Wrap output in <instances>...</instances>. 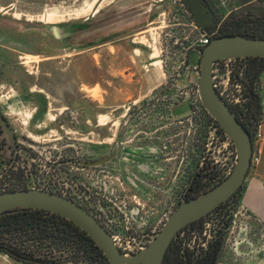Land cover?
Segmentation results:
<instances>
[{
	"label": "rangeland",
	"instance_id": "374dc122",
	"mask_svg": "<svg viewBox=\"0 0 264 264\" xmlns=\"http://www.w3.org/2000/svg\"><path fill=\"white\" fill-rule=\"evenodd\" d=\"M184 37L158 0H0V106L43 156L56 150L82 157L89 146L101 156L119 138L128 110L156 102L158 91L170 86L166 60L174 70L183 55L187 64L199 63L200 54ZM188 113L184 103L174 109L178 117ZM240 192L236 221L250 230L254 252L233 255L228 264H264V221L248 216ZM49 260L73 264L67 254L53 253ZM0 264L23 263L0 253Z\"/></svg>",
	"mask_w": 264,
	"mask_h": 264
},
{
	"label": "built area",
	"instance_id": "2783aa9c",
	"mask_svg": "<svg viewBox=\"0 0 264 264\" xmlns=\"http://www.w3.org/2000/svg\"><path fill=\"white\" fill-rule=\"evenodd\" d=\"M158 2L166 6L168 14L181 27L185 36L183 41L198 54L217 35L226 18L224 13L218 11L215 14L214 28L205 31L192 18L183 0ZM189 33H193L191 38ZM182 44L183 42H173L172 45ZM243 59L219 60L214 63L212 70V83L216 93L235 112L245 110L247 104L240 81ZM179 63L174 70L169 67V61L164 62V77L166 84L170 80V86L158 92L161 98L150 108H145L148 111L153 110V115L157 113L158 118L165 116L162 121H166V124L163 128L170 131L169 140L176 148L173 156L159 161L158 168L153 169L151 175H145L149 180L153 179V185H158L154 181L158 182V186H162L163 190L157 191L151 187L139 190L136 187L138 180L134 177L122 178L119 175L104 173L99 168L62 165L60 159L55 156H43L37 149L24 148L15 156L13 168L11 163L0 158V193L25 188L59 194L94 216L124 256H132L142 251L159 232L196 173L207 167L212 173L213 186H216L231 174L237 161L232 139L222 131L200 102L197 87L199 64H187L185 55L180 58ZM193 75L195 82L190 78ZM176 77L182 78L181 84L177 83L179 86L176 84ZM183 103L187 104L189 113L186 116H175L173 110ZM259 124L252 136V143L260 138ZM161 125L154 123L153 127L160 129ZM40 154L42 158L38 156ZM153 162L155 164V161ZM258 163L259 152L253 148L251 167ZM8 168L14 172V182L10 189L7 186ZM236 212L233 211L230 226L226 231L218 264H228L233 255L244 257L254 252L250 230L242 231L236 221ZM252 219L261 223L257 218ZM209 230L210 226L205 225L202 235L205 240L198 242L202 248L206 246V234ZM194 243L195 240L192 244Z\"/></svg>",
	"mask_w": 264,
	"mask_h": 264
},
{
	"label": "water",
	"instance_id": "95a60500",
	"mask_svg": "<svg viewBox=\"0 0 264 264\" xmlns=\"http://www.w3.org/2000/svg\"><path fill=\"white\" fill-rule=\"evenodd\" d=\"M192 18L203 30L214 26V17L204 0H183ZM264 57V38L242 35L214 38L200 52L197 82L200 102L222 131L232 139L237 161L231 174L209 191L182 201L153 240L139 253L124 256L113 244L110 234L87 210L59 194L30 189L0 193V214L15 209L44 210L62 216L84 231L101 249L109 264H163L166 251L177 233L226 202L239 191L251 167L252 136L216 93L212 83L215 62L231 58ZM0 125L13 137L5 118ZM115 155L97 162L110 160ZM250 217L256 218L247 212Z\"/></svg>",
	"mask_w": 264,
	"mask_h": 264
},
{
	"label": "trees",
	"instance_id": "16d2710c",
	"mask_svg": "<svg viewBox=\"0 0 264 264\" xmlns=\"http://www.w3.org/2000/svg\"><path fill=\"white\" fill-rule=\"evenodd\" d=\"M228 25L224 24L216 37L242 35L264 38L263 32L230 31L227 29ZM243 61L240 81L246 99L250 97L249 90L252 88V95L259 100L257 90L259 78L264 72V57H247ZM230 110L253 136L261 120L260 115L255 116L253 106L247 102L243 111ZM16 190L25 188L13 191ZM240 191L241 189L203 218L180 230L169 245L163 264H211L219 251L223 231L230 222L231 213L239 203ZM208 219L215 221H212L216 225L214 237L218 239L208 244L207 248H202L198 242L203 240ZM0 253L23 264H48L53 253L69 255L73 264H109L101 249L84 231L62 216L44 210L15 209L0 214Z\"/></svg>",
	"mask_w": 264,
	"mask_h": 264
},
{
	"label": "flooded vegetation",
	"instance_id": "af4514ba",
	"mask_svg": "<svg viewBox=\"0 0 264 264\" xmlns=\"http://www.w3.org/2000/svg\"><path fill=\"white\" fill-rule=\"evenodd\" d=\"M204 2L214 17V26L216 23L215 14L219 11L220 13H224L226 15L224 24H229L227 29L230 31L264 33V0H204ZM224 24H222L221 27ZM214 26L212 27V29L214 28ZM214 38L217 37L215 36ZM158 92L160 93V91ZM253 93L254 90L251 88L249 90L250 97L247 98V102H249L253 106L255 116L260 115L261 118L262 111L261 108H259L260 99L257 100L256 97L252 95ZM257 94H259L258 90ZM152 103L153 101H151L150 104L145 103L128 110L127 114L123 116V129L122 131H120L119 138H117L114 146L110 148L107 153H104L101 156H94L93 146H89L91 147V151L87 150L86 156H73L67 154L66 152H57L56 150L53 152V154L50 153L49 156H55L56 158L60 159L59 162L62 165L72 164L76 166L87 167L88 169H97L98 167L99 170L103 171L104 173L106 172L112 175H119L122 178H126L128 176L134 177L136 178V180H138L137 185L138 183L139 185H136V187L139 190L148 189V187L154 188L157 191L163 190L162 186H158V182L154 181L158 185H153V179L149 180L145 175H151L153 169L158 168L157 166L160 165V163H158L159 161H163L169 156H173L176 148L169 140L168 134L170 133V131L163 128V125L166 124V121H154L153 118L157 119L158 114L155 113V115H153V110L151 109H149L151 113L147 115V117H145L144 109L146 107L150 108L153 105ZM256 105L258 106V108H256ZM145 112L149 111L146 110ZM0 114L5 118L7 125L11 129L13 134L12 137L7 132V130L0 125V135L2 136V142L0 143V158H3L4 161L6 160L7 162L11 163L13 168L15 156L19 155L20 149L31 148L32 146L28 143L27 137L21 138L18 135L14 125L8 119L2 106H0ZM154 123L162 124L160 129L159 127H153ZM67 148L68 147H65V149ZM43 150H45V147H43ZM113 151H115V155L110 160L102 163H97L111 156ZM153 161H155V164ZM13 182L14 172L8 168V189L11 188ZM214 187L215 186H213L212 173L207 167L203 168L200 172L196 173L192 177V181L184 190L182 197L177 200L176 206L171 214L182 201L196 198ZM9 191L10 190H7V192ZM232 214L233 211L231 213L230 222L226 229L223 231V236L219 245V251L217 255L214 256L211 264H218L219 254L222 250L226 231L231 223ZM206 221L207 223L205 225H209L210 230L208 234H206L207 241L204 248H207L209 246L208 244H211L214 240L218 239L214 237L216 225L214 226L213 222L215 223V221H213L212 219H208ZM203 240H205V237L203 238Z\"/></svg>",
	"mask_w": 264,
	"mask_h": 264
},
{
	"label": "crops",
	"instance_id": "0c3cea01",
	"mask_svg": "<svg viewBox=\"0 0 264 264\" xmlns=\"http://www.w3.org/2000/svg\"><path fill=\"white\" fill-rule=\"evenodd\" d=\"M148 76L150 79V74H148ZM261 80L264 87L263 75ZM260 119L258 129L260 138L253 140L252 143L255 151L258 150L259 152V163L249 169L248 175L242 186L240 203L247 212L254 215L257 219H260V221H264V110H262Z\"/></svg>",
	"mask_w": 264,
	"mask_h": 264
},
{
	"label": "bare ground",
	"instance_id": "6f19581e",
	"mask_svg": "<svg viewBox=\"0 0 264 264\" xmlns=\"http://www.w3.org/2000/svg\"><path fill=\"white\" fill-rule=\"evenodd\" d=\"M157 55V52H155L153 55H152V58L154 57V56H156ZM154 65H155V67H157V68H161V66H160V61H155L154 62ZM10 111V110H9ZM27 117V116H26ZM25 122V121H24Z\"/></svg>",
	"mask_w": 264,
	"mask_h": 264
}]
</instances>
